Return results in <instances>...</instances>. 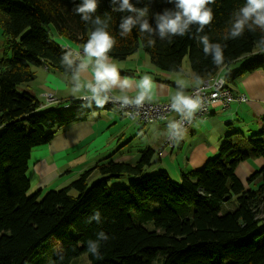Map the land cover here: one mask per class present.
Segmentation results:
<instances>
[{"label": "trees", "instance_id": "16d2710c", "mask_svg": "<svg viewBox=\"0 0 264 264\" xmlns=\"http://www.w3.org/2000/svg\"><path fill=\"white\" fill-rule=\"evenodd\" d=\"M80 2L0 0L5 53L0 58V264H42L38 248L50 240L59 242L53 264H71L83 253L91 264H264V166L248 175L247 186L235 173L241 162L264 158V125L247 139L238 131L225 134L216 155L199 168L181 171L179 179L152 167L156 151L146 146L134 163L100 157L64 186L43 194L30 192L32 149L49 143L60 128L84 120L89 112L109 109L95 103L86 107L80 96L62 100L52 94L55 99L47 102L43 95L40 101L27 90H17L20 83L35 79L32 66L71 75L61 59L74 50L63 49L56 37L67 38L82 51L92 25L75 12ZM146 2L141 0L137 7ZM243 4L244 0H216L211 5L214 19L203 32L197 34L193 26L191 33L171 43L156 38L152 47L145 46L146 34L138 28L120 35V19L127 13L113 11L110 0H99L96 15L111 17L108 30L117 43L109 55L113 62H128L120 74H132L135 56H130L142 48L154 78L168 82L160 71H182L185 56L193 78L200 77L199 85L242 59L223 76L233 83L250 72H264V46L259 43L264 32L246 30L239 38H224L232 13ZM166 6L170 5L154 0L151 11ZM203 35L225 45L222 64L205 55L199 40ZM68 105L75 110L64 111ZM159 121L163 120L152 123ZM124 176L134 178L123 186H109L110 179ZM231 200L236 206L229 210L226 204ZM96 212L99 218L93 219ZM149 222L153 228L145 225ZM100 232L108 236L106 241ZM89 240L100 243V259L88 251Z\"/></svg>", "mask_w": 264, "mask_h": 264}, {"label": "clouds", "instance_id": "9594fccd", "mask_svg": "<svg viewBox=\"0 0 264 264\" xmlns=\"http://www.w3.org/2000/svg\"><path fill=\"white\" fill-rule=\"evenodd\" d=\"M141 0H110L112 10L127 13L120 19V35L130 34L133 28H138L146 34L145 46L155 45L156 38L172 42L174 37H183L192 32L193 26L196 33L203 32L204 28L211 24L214 12L211 5L216 0H163L166 6L159 11L152 12L151 5L154 0H147L142 7H137ZM99 0H81L76 6L75 12L81 19L92 25V31L87 41L82 45V51H67L61 59L66 71H71L73 93H84L80 98L86 107L93 103L97 107H103L113 99L112 93H121L117 97L122 107L135 105L142 106L146 101H151L159 87L156 81L147 74L141 76L139 81L129 76H121L120 69L113 62L109 53L115 47V36L109 32V20L111 17L101 18L96 15ZM151 13V14H150ZM230 28L227 39L241 37L244 32L260 29L264 32V0H244L242 7L235 10L230 19ZM205 55L211 56L215 64L224 62V47L220 43L210 42L207 35L199 36ZM264 46V36L259 41ZM197 83L200 77L196 76ZM135 92V96L128 93ZM202 98L198 92L186 94L185 84H178L175 94L171 96L170 108L181 116V119H193L196 112L202 108ZM181 122L173 120L168 123V137L172 139L177 135ZM178 141L175 140L174 142ZM93 219L99 218V212L94 213ZM99 236L107 240L108 236L100 232ZM100 243L88 241V251L97 259L101 258Z\"/></svg>", "mask_w": 264, "mask_h": 264}, {"label": "crops", "instance_id": "0c3cea01", "mask_svg": "<svg viewBox=\"0 0 264 264\" xmlns=\"http://www.w3.org/2000/svg\"><path fill=\"white\" fill-rule=\"evenodd\" d=\"M56 40L59 41V44H63L65 42L75 44L65 37H56ZM76 45L77 44L74 45L75 48H78L79 50V46ZM141 63L142 62L140 61H135L133 65L134 70L131 71L132 74H121V76H129L134 78L136 81H139L141 76L145 74L151 76L153 80L159 85L156 90V94L152 98L154 101L165 102L171 100V96L175 94L178 84L181 81H183L185 84L186 94H188V91L191 87L199 85V83H197V81L193 78L191 72H186L183 70L180 72L171 73L160 71L159 75L167 78L169 82L166 80L156 79L154 78L155 72L152 69L153 67L151 66L149 70H140ZM119 65L117 64L120 70L126 68L122 67V64L120 63ZM42 66L46 68V66ZM235 68L236 66H233L231 70ZM219 73L220 71L218 74ZM66 81L67 84L71 83L73 85L72 78L70 81L68 79ZM48 82L49 81H46V83ZM62 82L64 81L59 80L58 82H50L49 87H45L47 89L46 91L49 90L53 95L62 100L67 97H78L84 94L69 93L66 87L64 90V88L61 86ZM233 84L237 86V89H234L233 85L230 87L233 92H239L238 90H240L247 94L248 100L245 101L246 103L234 100L226 108L214 106V108L210 109V112L207 115L196 118L189 125V127L185 129L186 132L189 131L187 136H192L197 131L195 128L203 124L206 126L207 135L202 141H190L189 150L183 157L182 149L184 147L185 137L182 131L184 129L177 135L176 140L178 139V141L174 142L172 146H166L165 144V138L167 135L166 132L168 130V126H166L167 121H164V123H166L165 125L156 124L157 129L155 132L147 133L150 138V142L146 146H150L156 151L153 158L156 160L154 162L156 164L153 167L163 168L168 171V173H170L171 167L176 164L179 169L180 176L181 171H186L190 168L195 169L201 167L209 157L216 153L217 146L219 144L220 138L222 137L220 135L224 130L222 129L223 124H230L228 127L232 128L231 132L238 131L242 133L243 128L241 125L238 124L234 127L231 125V120H235V122L237 121L243 125L246 117H257L258 121H261L262 123L255 126L254 129H261L263 127L264 72L261 70L250 72L244 75L242 78L235 80ZM44 92L45 91H43L41 94L44 95ZM113 93L116 96L121 95V93L118 91H114ZM128 95L135 96V92H130ZM117 113L121 117H125L120 114L118 110ZM110 120H112V122L106 124L105 126H101L98 124L96 119H89L87 116L84 120L76 121L66 127L60 128L49 143L33 148L27 170L30 184L33 176L37 175L39 177L38 191H41V193L49 188L53 189L64 186L75 179L77 174L88 168V163L91 161V158H100V156L106 154L109 151H112L114 155L122 154L118 156L117 159H115L113 156L116 161H125L131 163L136 162L139 156V151L135 155L129 148L126 147L129 141L128 139H124L128 131L127 126H123L121 122H119L121 125H117L118 121H116L115 115L113 114L110 117ZM127 120L134 123L137 127L140 126L138 129L145 132V126L140 125L142 124L141 122L130 120L128 118ZM113 124H115L114 127H112ZM191 127H194V129ZM248 127L250 126H247V129ZM85 144L89 145L84 146ZM162 149H164L163 155L159 157L158 151ZM85 151H87L86 157L82 155ZM50 158L51 160L55 158L56 164L49 161ZM257 165H259V167L264 166L263 157L243 161L237 166L235 173L245 186H247L246 179L248 175L253 172L252 170L257 167ZM175 175L177 177L176 172ZM95 176L97 177V174ZM67 180L69 181L67 182Z\"/></svg>", "mask_w": 264, "mask_h": 264}, {"label": "rangeland", "instance_id": "374dc122", "mask_svg": "<svg viewBox=\"0 0 264 264\" xmlns=\"http://www.w3.org/2000/svg\"><path fill=\"white\" fill-rule=\"evenodd\" d=\"M3 41H4V37H3V33H2V28L0 26V58L5 55L4 48H3ZM60 45L61 46H67L68 45L70 48L73 47L72 49L74 50V52L78 51V48H75V46H74L75 44H72L70 42H67V43L65 42L63 44L61 43ZM79 51H81V50L79 49ZM146 55H148V54L142 48H140V50L138 52H136L135 54L130 56V57L135 56V61L142 62L141 65H140V70H149V68H151L150 62L148 60L145 61L146 59H148ZM130 57H128L127 59H129ZM120 62H121V60H119V61L118 60H114V63H120ZM242 62H243V60L240 59L239 61L235 62V64H233V65L231 64L232 65L231 67L221 68L219 75L223 77L226 73L231 71V68H233V66H236V68H237V67H239V65ZM127 63H128L127 61H122V64H127ZM32 68L35 70V73H36L35 79L33 81H31L29 84L20 83L17 86V90L19 92H22L23 90H27L31 94L37 96L40 101H43V98L41 97V95H42L41 93L43 91H45L44 92L45 94L46 93H48V94L51 93L49 90H48L49 92L46 91L47 89L45 87L46 86L49 87V83L50 82H56V81L58 82L59 80H62L64 82L61 83V86L64 88V90H65V87H66V89L69 91V93H73L72 92L73 85L71 83H68V84L66 83L67 79L69 81L71 80V75H65V74H62V73L57 72V71L53 72L54 71L53 69H46L43 66H32ZM182 70L186 71V72H190L191 71L189 60H188L187 56H185L183 61H182ZM206 79H208V78H206ZM46 81H49V82L46 83ZM225 84H226V86L229 89H230V87L232 85H233L234 89H237V86L235 84H233L232 82L226 83V81H225ZM192 90H193V88L191 87L189 89L188 93H190ZM238 91L239 92H232L233 97H234L233 101L234 100H238L240 102L246 103L245 101L239 100L238 97H239L240 94H245L246 96H247V94L244 91H240V90H238ZM201 95H202V93H201ZM247 100H248V97H247ZM166 102H170L171 103V100L166 101ZM243 105H245V104H243ZM211 108H214V107H211ZM73 110H75V107L71 106V105H68L66 108H64V111H66V112H73ZM196 113H198V111ZM112 114L115 115V119H116V121H118L117 125H121V123H122L123 126H127L128 131H127V135L125 136L124 139H128L129 141H128L126 147L129 148L131 150V152L133 154H135V155L137 154V152L140 150L141 147L142 148L146 147V145L150 142V140H149L150 138H149L147 133L155 132L156 129H157V125L156 124H164L165 125L166 123H169L174 118V113H172V114L169 115L166 123H164L163 121H159V122H156V123H142L140 125L145 126V129H144L145 132H144V131H142V130L140 131L138 129L140 126L137 127L134 123H132L129 120H127V118L121 117L117 113V110H115L112 107H109V109L108 108H101L99 110L89 112L87 114V116L89 117V119H92V118L96 119V121L98 122L99 125L105 126L106 124L112 122V120H110V117L112 116ZM209 117H211V116H209ZM119 122H121V123H119ZM261 123L262 122L258 121L257 117H246L244 122H243V125L238 123L237 121L235 122V120H231V125L232 126L235 127L238 124L241 125V127L243 128L241 135L243 136L244 139L249 138L253 133L258 131V130L254 129V128L257 125H260ZM114 126H115V124L112 125V127H114ZM228 126L229 125H224V124L222 125V129H224V130H223V132L220 135V136H222L221 137L222 138L221 141L224 139L225 134L231 133L232 128H229ZM247 126H250V127H248V129H247ZM191 128L194 129V127H191ZM185 129L182 131V133H183V135L185 137L184 147L182 149V157L188 152V150H189V142L190 141H202L203 138L207 135L206 126L204 124L197 126L195 128L197 131L192 136H189V135L187 136V133L189 131L186 132ZM166 134H168V130H167ZM213 135H215V134H213ZM88 145L89 144H85L84 146H88ZM217 148H218V146H217ZM217 152H218V150L216 151V154H217ZM82 155H84L86 157L87 151H85L84 154H82ZM108 155H112V156L115 157V159H117L118 156H120L122 154H115L114 155V153L112 151H109V152H107L106 154H104V155H102L100 157H106ZM213 156L214 155H212V157ZM97 160H98V158L97 159L91 158V161H89V163H88L89 166L87 165L88 168L92 167ZM49 161H51L52 163L56 164L55 158L52 159V160L50 158ZM128 163H130V162H128ZM154 165H152V167ZM258 168H259V165H257V167H255L252 171L257 170ZM95 170H98V168L95 169ZM170 170L171 171L169 173L170 174L169 176L172 179H179L180 178L179 169H178L176 164L173 165ZM175 172L177 174V177L175 175ZM96 174H97V172H96ZM78 175L79 174H77V176ZM133 178H134L133 176H124V177H121V178L110 179L108 181V184H109V186H123V185L127 184L130 179H133ZM95 179L96 178L93 175L91 177V180L93 181ZM38 180H39V177L37 175H34L32 180H31V184H32L31 185L32 186L31 187V192L39 190ZM69 180H67V182ZM58 185H60V184H58ZM60 187H56V188H53V189H58ZM50 189H52V188L46 189V191H48ZM46 191H44L43 193H45ZM235 206H236L235 200L228 201L227 204H226V207L229 210H232ZM145 225L147 227H149V228H153L154 227V225L152 223H150V224L147 223ZM58 251H59V242L50 240V241H46V242L42 243V245L38 248L37 256L41 260L42 264H53V258L57 254ZM71 264H91V263L88 260L87 255L85 253H83V254H80L79 256H77L76 258H74L72 260Z\"/></svg>", "mask_w": 264, "mask_h": 264}, {"label": "built area", "instance_id": "2783aa9c", "mask_svg": "<svg viewBox=\"0 0 264 264\" xmlns=\"http://www.w3.org/2000/svg\"><path fill=\"white\" fill-rule=\"evenodd\" d=\"M198 92L201 96L203 104L202 108L198 110L191 122L188 119H181V116L175 111L171 110L170 102H150L146 101L142 106L137 107L135 105H130L122 107L120 101L117 99L114 93H112L113 99L110 100L107 105L115 110H118L120 114L125 116L130 120H137L141 123H152L156 120L167 121L170 114L174 113V118L171 120H179L181 122L180 129L177 131V135L186 127H188L196 118L200 116H205L210 112L211 107L220 106L226 108L233 101V90L228 88L225 84V79L218 73L212 76L210 79L202 80L199 86L193 88L189 93ZM202 93V95H201ZM49 96V97H48ZM43 97L47 102H52L55 98L51 93L44 94ZM239 100L246 101L247 96L245 94H240ZM170 121V122H171ZM168 126V123H167ZM177 135L172 139H169L168 134L165 138V144L172 146L177 138ZM164 150V149H163Z\"/></svg>", "mask_w": 264, "mask_h": 264}, {"label": "bare ground", "instance_id": "6f19581e", "mask_svg": "<svg viewBox=\"0 0 264 264\" xmlns=\"http://www.w3.org/2000/svg\"><path fill=\"white\" fill-rule=\"evenodd\" d=\"M61 47H62L63 49H66V50H71V48H70L68 45H67V46H61ZM239 134L241 135L242 133L239 132ZM163 152H164L163 149L160 150V151H158V155H159V157L163 155Z\"/></svg>", "mask_w": 264, "mask_h": 264}]
</instances>
